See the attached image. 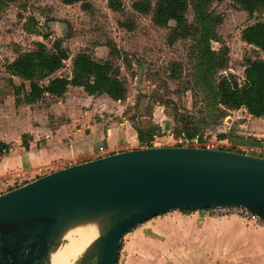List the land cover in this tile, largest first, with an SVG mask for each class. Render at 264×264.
I'll list each match as a JSON object with an SVG mask.
<instances>
[{
	"label": "rangeland",
	"instance_id": "obj_1",
	"mask_svg": "<svg viewBox=\"0 0 264 264\" xmlns=\"http://www.w3.org/2000/svg\"><path fill=\"white\" fill-rule=\"evenodd\" d=\"M157 1L118 0L119 8L113 10L108 6V0H77L72 5H65L60 0H1L0 134L4 133L8 138L0 140V153L5 155L13 151L17 147L16 140L25 146L28 134L24 132L35 119V116L25 119L29 109L23 104L20 106L15 102V106L13 101L7 100V96L13 94V81L15 85L24 83L21 97L28 93V81L11 78L12 71L18 67V56L35 50L37 43H43L52 52L57 42L66 50L68 59L53 76L71 78L73 59L85 54L98 62L113 65L126 87V96L117 102L106 95L88 97L82 95L79 88H69L66 96L57 102L40 94L33 101L40 103V106L36 105L37 110L45 106L49 109L55 103L58 109H78L81 114L108 121V124L120 123L141 129L149 142L140 143L134 138L128 146L134 149L152 145L202 148L204 144H216L228 150H242L251 156H264V148L252 145L260 142L253 134L258 130V134L264 132V125L260 124L264 122L262 116L252 117L244 108L225 109L209 96V87L223 77L243 85L246 61L263 57L259 49L242 40L241 32L248 25L264 21V13L259 10L248 13L235 0L203 1V9L210 14L217 39L211 41L210 49L216 54L215 64L219 65L204 80L199 72L202 68L201 32L192 0L184 16L186 23L182 26H177L174 17L167 14L157 20ZM134 4L143 9L147 7V10L139 12ZM246 97L250 101L260 100L263 87H249ZM51 112L52 109L47 112L48 118ZM191 133H194L192 138L189 137ZM51 169L55 171L57 166L42 171L34 169L29 173L17 172L7 177V181L1 179L0 194L35 180ZM199 211L211 218L204 210ZM144 223L134 228L136 235L133 236V230L123 235L117 264L124 263L125 252L130 250L124 248L126 242L152 234L144 231ZM134 250L140 251L139 247ZM80 256L70 264H78Z\"/></svg>",
	"mask_w": 264,
	"mask_h": 264
},
{
	"label": "water",
	"instance_id": "obj_2",
	"mask_svg": "<svg viewBox=\"0 0 264 264\" xmlns=\"http://www.w3.org/2000/svg\"><path fill=\"white\" fill-rule=\"evenodd\" d=\"M240 206L264 220V158L194 147L132 149L0 194V264H51L65 234L95 224L78 264H117L123 235L173 210Z\"/></svg>",
	"mask_w": 264,
	"mask_h": 264
},
{
	"label": "crops",
	"instance_id": "obj_3",
	"mask_svg": "<svg viewBox=\"0 0 264 264\" xmlns=\"http://www.w3.org/2000/svg\"><path fill=\"white\" fill-rule=\"evenodd\" d=\"M11 78L15 80L18 77L11 75ZM12 84L15 85L14 81ZM69 88L83 91L81 87H68L61 98L47 94L45 96L57 102L66 96ZM82 93L87 95L84 91ZM7 97L8 102L13 101L15 106L16 103L20 106L23 104L29 109V115L25 119L31 116H35V119L24 132L28 134L25 146L15 139L17 147L13 151L5 155L0 153V180L17 172L29 173L34 169L42 171L57 166L54 169L56 171L134 149L128 146L137 138V133L134 128L125 124H108V121L96 120L90 115L87 117L78 109H58L55 103L49 109L45 106L37 110V106H40L38 102L26 103L22 99L17 101L14 94ZM32 107L36 108L32 110ZM51 109L48 118L47 112ZM38 118L40 121L37 122ZM7 124L10 126V122ZM260 124L264 125V122L261 121ZM258 133L260 130L253 136L260 142L252 145L264 148V132ZM0 138L3 141L8 137L1 133ZM142 227L152 234L137 236L126 242L124 248L130 250L125 252L123 264H264V226L247 224L235 217L212 219L205 217L199 210H173L150 219ZM132 230L133 236L136 235L135 230ZM135 247H139L140 251H133Z\"/></svg>",
	"mask_w": 264,
	"mask_h": 264
},
{
	"label": "trees",
	"instance_id": "obj_4",
	"mask_svg": "<svg viewBox=\"0 0 264 264\" xmlns=\"http://www.w3.org/2000/svg\"><path fill=\"white\" fill-rule=\"evenodd\" d=\"M65 5H72L77 0H60ZM190 0H158L156 2L155 16L157 20L165 14L173 16L175 24L182 26L186 23L185 13ZM204 0H192L195 11V19L201 32V61L202 67L199 72L203 74L202 79L210 74L215 66V52L210 49L211 41H216L210 20V14L203 9ZM245 11L253 13L261 11L264 13V0H235ZM1 4V0H0ZM108 6L116 10L119 8L118 0H108ZM139 12H145L139 4H134ZM242 40L259 49L263 57L255 60L248 59L244 70L245 81L239 85L232 78L223 77L216 85L209 87V96L214 103L228 110L244 108L252 117L262 116L264 120V21L256 22L246 26L241 32ZM54 50L48 51L43 43H37L36 49L21 53L17 58L18 67L11 73L22 81H28V93L21 97L24 91V83L12 85L13 94L17 101L24 100L33 102L40 94H47L55 98H61L68 87H81L89 95H106L114 101H122L126 96V87L118 77L114 67L109 62H98L85 54L77 55L72 61V77L53 76L63 61L68 59L66 50L59 43H54ZM43 82V84H41ZM262 86L263 97L258 101H250L246 97L249 87ZM41 92V93H40ZM137 140L140 143H148L144 131L134 128ZM194 133L189 134L192 138ZM151 136L148 137L150 139ZM150 146V145H149ZM242 153L241 151H236ZM181 212H192L195 210H180ZM120 250V248H119Z\"/></svg>",
	"mask_w": 264,
	"mask_h": 264
},
{
	"label": "bare ground",
	"instance_id": "obj_5",
	"mask_svg": "<svg viewBox=\"0 0 264 264\" xmlns=\"http://www.w3.org/2000/svg\"><path fill=\"white\" fill-rule=\"evenodd\" d=\"M98 235L95 224H87L68 231L61 247L51 254V264H70Z\"/></svg>",
	"mask_w": 264,
	"mask_h": 264
},
{
	"label": "built area",
	"instance_id": "obj_6",
	"mask_svg": "<svg viewBox=\"0 0 264 264\" xmlns=\"http://www.w3.org/2000/svg\"><path fill=\"white\" fill-rule=\"evenodd\" d=\"M192 141L197 142V139H193ZM152 146H154V145H152ZM201 147L204 149L228 151V149L225 146H222V145L220 146V145H216V144H204ZM241 152H243V151L241 150ZM9 178L4 179L3 181H7ZM25 183H23V184H25ZM4 192H6V191H4ZM204 211L206 213V216H209L211 218L235 217V218L243 220L247 224H251V225H255V226H264V220H262L261 218H259L255 214L251 213L248 209L240 207V206L213 207V208L204 209Z\"/></svg>",
	"mask_w": 264,
	"mask_h": 264
}]
</instances>
